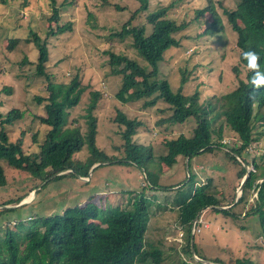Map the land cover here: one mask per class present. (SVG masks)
<instances>
[{
    "label": "rangeland",
    "instance_id": "obj_1",
    "mask_svg": "<svg viewBox=\"0 0 264 264\" xmlns=\"http://www.w3.org/2000/svg\"><path fill=\"white\" fill-rule=\"evenodd\" d=\"M113 1L126 9L104 6V0H58L61 24L72 22L73 29L49 35L53 23L50 20L51 0H0V116L4 117L15 108L23 112L14 124L6 125L11 139L16 140L24 134V146L31 151L38 150L50 128L40 117L46 115L48 83H68L79 76L86 89L79 102L69 109L67 126H79L85 133L84 115L91 102V92L99 90L102 97L94 112L98 118L97 145L115 160L127 157L123 127L115 120L116 114L122 112L140 122L134 142L145 148L139 155L142 168L118 162L96 163L87 177H63L39 187L31 173L3 161L7 185L0 186V207L21 196H24L21 202H26L16 209L0 210V227L9 223L16 236L26 241L27 233L40 228L43 217L60 213L70 206L93 201L107 211L127 208L131 198L145 197L151 204L145 236L149 254L141 255L136 264H236L237 260L245 259L250 260L247 264H264V231L259 212L245 213L249 203L257 198L254 189L250 196H244L248 197L245 208L242 203L234 206L235 214L221 213L211 206L207 208L193 234L196 220L192 225L181 223L178 204L193 195L195 189L212 195L219 202L235 204L241 196L239 167L223 148L195 155L190 164L183 155L172 165L162 161L161 155L168 153L164 140L181 134L192 137L195 122L192 117L183 123L167 122L172 110L164 99L150 105L145 103L153 100L157 93L129 102L117 98L125 69L109 64L112 53H124L147 69L152 66L134 48L131 37L110 38L139 5L136 0ZM237 1L213 0L221 16V23L214 32H206L214 20L210 13L198 14L208 0H151L150 10L141 11L137 19L141 22L137 24L146 25L149 34L152 31L147 21L150 11L174 4L170 15L186 24L178 34L180 44L167 49L164 58L157 63L155 80H166L174 91L183 94L199 93L200 103H210L213 128L218 129L223 124L221 142L227 148L239 142L238 135L224 122L230 104L225 94L232 92L238 83L234 67L239 64L240 51L237 32L224 9H235ZM35 34L47 42L49 57L45 71L48 77L38 76L36 72L40 52L35 43L30 42ZM34 135H37L36 142ZM214 140H218L217 134ZM250 147L252 165L248 170L255 169V162L260 163L261 167L255 170L258 173L264 168V133ZM89 154L86 143L73 158L83 161ZM189 170L193 174L191 181ZM226 206L229 207H223ZM14 221H21V224L15 225ZM205 222L209 227L204 226ZM3 234L0 230V235ZM155 252L166 259H159Z\"/></svg>",
    "mask_w": 264,
    "mask_h": 264
},
{
    "label": "trees",
    "instance_id": "obj_2",
    "mask_svg": "<svg viewBox=\"0 0 264 264\" xmlns=\"http://www.w3.org/2000/svg\"><path fill=\"white\" fill-rule=\"evenodd\" d=\"M5 2V0H1ZM68 2V0H64ZM138 8L131 14L119 30L113 31L110 38L123 40L132 38L134 48L152 66L147 69L137 60L128 55L115 52L109 59L113 68L125 69V75L117 98L122 101H135L150 97L157 93L153 100L146 101V105L153 104L155 100L164 99L172 110L166 120L171 124L183 123L191 117L195 126L193 136L181 134L175 138H166L165 147L168 153L161 155L163 162L172 165L179 155L187 158L190 164L193 156L215 148H223L232 162L239 167V184L248 172V177L242 189V195L237 202H219L215 197L195 189L185 202L178 204L181 211V223L192 225L198 212L204 206H211L221 213L235 214L234 206L242 203L248 205L245 194L250 196L254 189L257 193L255 202L249 203L246 214L259 212L264 231V168L256 172V167H261L255 162V169L248 170L252 165L250 160V145L257 141L264 133V0H238L237 7L233 10L224 9L229 23L237 32V47L240 51L239 64L234 67L238 83L232 92L225 94L229 106L225 111V125H228L239 138L238 145L227 148L221 142L224 135L223 124L218 129L213 128L214 116H211V104L199 102V93L191 95L174 91L166 80H155L158 74L157 63L164 58L165 52L171 46H178V34L184 30V22H179L170 15L174 4L160 6L151 10L147 21L152 25V31L147 34L144 24H137L138 14L143 10H150L151 0H136ZM213 0H208L204 9L198 14L209 12L214 18L213 23L206 32H214L221 23V16ZM53 14L49 35L63 33L73 29V23L61 24L60 6L58 0H51ZM64 4V3H63ZM104 6L124 10L113 0H104ZM55 27H54V26ZM46 39L35 34L34 42L39 49V59L36 64L38 76H46L45 64L48 60V47ZM255 51L258 54L257 67L251 68L249 60L244 54ZM245 73V74H244ZM244 74V77L242 76ZM49 79V78H48ZM47 88L50 92L45 105L46 115L41 121L50 126L45 133L42 144L38 150L31 151L24 146V134L12 140L7 132L6 125L14 124L15 120L23 115L22 110L15 108L4 117L0 116L2 128L0 130V186L7 185V177L3 161L9 166L31 173L38 181V187L50 180L68 176H89L88 172L96 163L111 162L141 165L139 155L145 149L134 142L140 122L136 117H129L118 112L115 120L123 127L122 134L125 139L124 148L127 157L115 160L109 157L96 141L98 118L94 114L102 94L99 90L91 92V102L84 115L86 131L82 132L79 126H67L69 109L76 105L85 86L79 76L70 82H49ZM38 99H42L38 96ZM67 126V127H65ZM218 140H214V135ZM34 135V141H37ZM88 143L90 154L86 160H75L73 156ZM254 161V160H253ZM68 170V171H67ZM65 172V173H64ZM189 181L193 174L189 170ZM206 183L204 186H206ZM238 184V185H239ZM156 185V184H155ZM155 185H153L155 187ZM24 196L2 203L0 210L9 211L16 209ZM229 205V208L223 207ZM151 212V204L145 198H131L127 208H115L104 211L93 201L85 204L70 206L60 213L45 216L40 221V228L26 235V241H21L9 228L0 227V264H136L139 257L149 254V246L145 241ZM242 213V212H241ZM20 225L21 221H14ZM157 253V254H155ZM159 259H166L155 252ZM250 260H237L236 264H247ZM159 264V263H156Z\"/></svg>",
    "mask_w": 264,
    "mask_h": 264
},
{
    "label": "clouds",
    "instance_id": "obj_3",
    "mask_svg": "<svg viewBox=\"0 0 264 264\" xmlns=\"http://www.w3.org/2000/svg\"><path fill=\"white\" fill-rule=\"evenodd\" d=\"M244 56H245V59H247V60H249V65H250V67L251 68H256L257 67V64H256V62L258 61V59H259V57H258V54L255 52V51H249V52H246L245 54H244ZM68 171V170H67ZM239 191H241V190H239ZM238 195H240V194H238ZM241 195H242V191H241ZM210 207V206H209ZM208 207V208H209ZM230 207V206H229ZM229 207H225V208H229ZM207 209V208H206ZM205 209V210H206ZM204 211V210H203ZM202 211V212H203ZM202 214V213H201ZM200 217H201V215L198 217V220H196V223H195V227H194V229L198 226V223H199V220H200ZM206 225V227H209V224L208 223H206L205 222V224H204V226ZM194 229H193V231H192V234L194 233ZM201 231V230H200ZM199 231V232H200ZM181 232V234H182V236L184 235V232H183V230H181L180 231Z\"/></svg>",
    "mask_w": 264,
    "mask_h": 264
},
{
    "label": "water",
    "instance_id": "obj_4",
    "mask_svg": "<svg viewBox=\"0 0 264 264\" xmlns=\"http://www.w3.org/2000/svg\"><path fill=\"white\" fill-rule=\"evenodd\" d=\"M247 177H248V172H247V174L245 175L244 179L242 180V185L240 186V189H239V190L242 191L243 186H244V183H245ZM25 202H26V201L21 202V203H19L17 206H21V205H23ZM208 207H209V206H205L203 209H201V210L198 212L197 216L195 217V220H198V217L201 215L202 211L205 210V209L208 208ZM226 207H228V206H226ZM195 220H194V221H195ZM193 229H194V228H192V231H193ZM192 241H193V238H192Z\"/></svg>",
    "mask_w": 264,
    "mask_h": 264
},
{
    "label": "crops",
    "instance_id": "obj_5",
    "mask_svg": "<svg viewBox=\"0 0 264 264\" xmlns=\"http://www.w3.org/2000/svg\"><path fill=\"white\" fill-rule=\"evenodd\" d=\"M204 211H205V210H204ZM204 211H203V212H204ZM203 212H202V213H203ZM206 223H208V222H206ZM208 224H209V223H208Z\"/></svg>",
    "mask_w": 264,
    "mask_h": 264
}]
</instances>
